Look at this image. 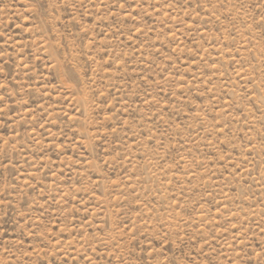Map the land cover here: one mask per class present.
I'll list each match as a JSON object with an SVG mask.
<instances>
[{"label": "rangeland", "instance_id": "1", "mask_svg": "<svg viewBox=\"0 0 264 264\" xmlns=\"http://www.w3.org/2000/svg\"><path fill=\"white\" fill-rule=\"evenodd\" d=\"M0 264H264V0H0Z\"/></svg>", "mask_w": 264, "mask_h": 264}]
</instances>
